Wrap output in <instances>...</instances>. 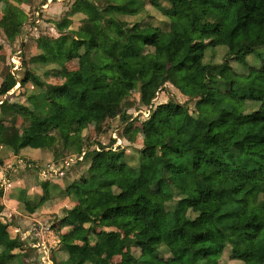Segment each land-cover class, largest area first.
Here are the masks:
<instances>
[{
  "label": "trees",
  "instance_id": "trees-1",
  "mask_svg": "<svg viewBox=\"0 0 264 264\" xmlns=\"http://www.w3.org/2000/svg\"><path fill=\"white\" fill-rule=\"evenodd\" d=\"M149 1L165 27L146 20L145 0H69L68 13L83 15L78 24L57 37L39 34L19 79L9 68L3 76L0 100L6 94L8 112L0 115V144L20 131L13 154L41 155L21 166L23 193L31 184L42 189L35 201L25 200L26 209L34 212L52 197L49 186L64 170L87 166L62 190L75 204L58 220L64 257L54 264H223L225 256L233 264H264V0ZM199 22L207 29L197 35L212 39L191 45L186 36ZM32 26L22 15L0 20L11 45L24 42ZM31 64L51 66L61 86L43 82ZM125 82L136 85L143 107H152L166 83L187 97L183 103L169 99L161 118L143 124L151 139L137 156L112 149L114 140L93 143L96 150L83 134L90 120L98 134L118 120L131 138ZM17 83L39 91L9 102ZM45 96L58 101L55 109L42 103ZM65 153L76 161L47 177L39 174ZM10 221L0 203V264H16L12 250L22 248L9 236ZM129 222L142 225L133 230ZM103 236L115 239L113 260ZM124 253L131 263L120 258Z\"/></svg>",
  "mask_w": 264,
  "mask_h": 264
},
{
  "label": "rangeland",
  "instance_id": "rangeland-1",
  "mask_svg": "<svg viewBox=\"0 0 264 264\" xmlns=\"http://www.w3.org/2000/svg\"><path fill=\"white\" fill-rule=\"evenodd\" d=\"M54 1V0H53ZM52 1V2H53ZM61 2L62 0H56ZM69 3V2H68ZM160 3L162 5H166L167 2L164 0H160ZM145 4L147 5V7L149 8V17L146 18V20L151 21L153 24L155 25H159L161 27H165L167 24V20L165 19V17L154 7H152L151 3L149 0H145ZM62 14V10L59 9L57 12H55L54 14H45L44 16H41V18L38 20V18H34L31 14L28 15L29 16V22L32 23L33 22V27H28V31H24L26 33L24 42H22L21 40L19 42H17L15 45H7V43H3L0 40V83L2 81L3 76L5 75V73L8 71V68H10L9 66L10 61H11V54L14 53V51L19 50L20 52L17 54V60L19 61L20 64V68L18 70V72L22 71L21 70V65H22V59L24 58L26 61L28 60L29 56L28 54H33V52H31L30 50H32V43L34 41V39L41 33L45 34V35H53V36H57L58 33H56V28L54 26V24L50 21L52 20H59V16ZM151 18V20H150ZM79 20V19H78ZM48 21V22H46ZM68 22V21H67ZM79 21H75V24L78 23ZM60 27V26H59ZM41 28V29H40ZM207 29L205 27V25L203 23H197L196 24V29L195 31L191 32L190 34H188L186 36V42L191 44V45H201V44H207L211 41L212 37L211 36H198L197 32L198 31H203ZM262 42L264 43V36L262 37ZM17 48V49H16ZM20 48V49H18ZM29 50V51H28ZM30 64V63H29ZM69 69L74 68V66L76 67V62L74 63V66L72 64H67ZM51 66H47V67H41L38 66L36 64H31L30 68L33 69L35 72H37L40 77L41 80L43 82L46 83H52L55 84L56 86H61L62 83V78L57 75V74H53L51 71ZM19 72V73H20ZM109 72V77L113 78L114 77V73L113 71H108ZM20 76V75H19ZM18 74H16V78L19 79ZM129 95H128V99L127 101L131 104V107L129 109V112L131 113V116L133 118V129H132V133H131V138L129 140H127L126 136H123V125L119 123L118 120L115 121H110L107 122L105 125V129L102 133L98 134L96 133L95 129H94V123L92 122V120H90L87 124L86 129L83 130V134L85 136V142L87 144H92V146L97 147L96 144L93 143H100L103 145H109L111 144V141L114 140V143L112 144V149L116 150L118 148V150H124L126 155H133V156H137L138 155V151L142 148H144L145 146H147L149 144V141L151 139V136L149 134H145L143 132V124H147L148 122L153 123L155 122L158 118L162 117V104L166 103L169 99H173L174 101L183 103L186 101L187 97L184 96L183 94H181L177 89L173 88L170 84L166 83L164 85V88L162 90H159L156 95L155 98L152 100V107H143L142 105L140 106L139 104V99H138V91L136 88V85L133 83H124ZM39 91V89L32 83H30L28 86L21 88L19 87V83L15 85V87L10 91V97L7 99V101L9 102H15V101H25L27 98V95L34 94L37 93ZM22 95H24L22 97ZM42 103L48 107L49 109H55L58 105V101L49 98L48 96L43 97L42 99ZM250 109L252 108V106L249 107ZM151 110V111H150ZM8 112V107L6 105H4L3 107H1L0 109V115H5ZM151 113V114H150ZM80 126L77 125L76 129L79 130ZM6 141L11 144L12 146H16L17 142H18V133H14L11 134L10 137H8L6 139ZM6 144V143H5ZM2 149H9L11 150V148H7V146L9 145H1ZM6 146V147H5ZM96 149V148H95ZM23 153V152H22ZM26 156L21 157L19 156L18 159L22 160V165L26 164L25 163V159H30L33 160L35 155H37L36 151L33 150H28L25 151ZM4 155H7L6 153H3ZM66 154V153H65ZM63 154H60V156L55 159V161H53L52 163H50L49 166H42L38 169L39 174L44 175V177H47L48 175H46L47 171H49L50 169H56V171L58 172L59 167L60 166H66V163L71 160L72 158H75L74 156H67ZM11 155L15 156L13 154V149L11 152ZM18 157V156H17ZM15 160V161H18ZM2 160V159H1ZM35 160V159H34ZM76 159H74L73 161H71L70 163L75 162ZM29 166L33 167V169L35 170L36 165L35 164H28ZM71 167V166H70ZM87 166L83 167L84 169H86ZM22 168V167H21ZM81 166H74L71 167L69 169L64 170V172L66 173L65 177H68V179L65 182V186L69 185L73 179H75L76 175L75 172L77 173H82L84 170ZM20 169V168H19ZM11 173L15 174L16 173V168L11 169H4L3 170V176L1 177L0 181V189L3 191L4 190V184L6 183V185L9 183L8 180L10 181V177L9 174ZM37 171V170H36ZM44 172V173H43ZM73 173V175H72ZM46 175V176H45ZM64 177V178H65ZM119 184L123 187V188H127L128 184L126 183V181H120ZM3 186V187H2ZM58 188H55L53 193L56 196H60L62 194V190L60 189L59 186H57ZM101 194H103V192H98V196H100ZM2 196V195H1ZM57 197H55L54 199H56ZM2 200V199H0ZM57 200V199H56ZM51 203V202H50ZM48 203L47 205L49 206H55L53 204V202L50 204ZM47 205H46V209H47ZM65 204L61 205L60 207H57L55 210V212L49 213L50 211H48L46 216H44V218H41L39 221L35 220V221H31L27 223V228L32 227L33 223L35 222H40L43 223L45 225H49V230L46 232V239L48 241V243H51L50 245H48L47 243V249L49 251L50 249V259L49 262L46 263L45 261H47V255L44 254V250L41 249H37V246L35 244V242H33V239L31 238L30 235L26 234V238L28 241V245L30 247V249H27V254L28 257L26 259L27 262H29V264H54V259L57 257L56 256V250L58 247L59 243H55L52 244L53 242H57V239L59 237V232L57 231V228L59 227L58 224V220L62 217L63 215V207ZM50 208V207H48ZM79 220L83 223H85L86 220V216L84 214H80L79 216ZM128 225H133V230H136L138 228L141 227V223L140 222H136V223H131L129 222ZM61 230V229H60ZM107 231V230H106ZM104 232V231H103ZM105 234H107V232H104ZM104 247L106 249V256L108 259L113 260L115 258V239L114 237H112L111 239L108 236H103L101 238ZM52 247V248H50ZM132 250L136 253V249L132 248ZM226 255V254H225ZM83 256H79L77 258H75L77 261H81L83 260ZM121 259H123L124 261L131 263L129 261L128 255L127 253H124L123 255L120 256ZM224 260L223 264H233V262H227V257H223L222 261ZM153 264H165V263H161L158 261H154ZM222 264V262H221Z\"/></svg>",
  "mask_w": 264,
  "mask_h": 264
},
{
  "label": "crops",
  "instance_id": "crops-1",
  "mask_svg": "<svg viewBox=\"0 0 264 264\" xmlns=\"http://www.w3.org/2000/svg\"><path fill=\"white\" fill-rule=\"evenodd\" d=\"M52 1L53 0H21L20 3L18 4L14 0H9L10 5H7L3 1H0V20H17L18 17L19 16L21 17L22 15V17L24 18V22H26L29 20L28 15L30 14L31 15L33 14L32 16L34 18H38L39 20L41 16H44L47 13L54 14L59 9H61L62 14L59 16V20L50 21V23L52 22L54 24L56 28V33H58L57 34L58 36L61 32L66 31L69 28L70 29L74 28L78 24V23L75 24V21H79L78 19L83 18V15H81L80 13H74V14L68 13L69 6H70V3H68L69 0H62L61 2L56 1V0H54L53 2ZM11 3L21 10L19 15L17 11L15 10V8L11 6ZM36 12L39 13L38 16H35ZM48 36L57 37L53 35H48ZM0 40L3 43H7V45L10 44L5 39V36L1 29H0ZM16 43L12 45H15ZM3 101L4 100H2V102ZM2 102L0 100V109L1 107L4 106L2 105ZM14 133H18V139H19L20 131H12L2 137L3 143L0 144V181H2L1 177L3 176L2 173L4 169L6 170L8 168H11L15 170L16 168L15 174H12L10 171L9 175H13V176L12 178H10V181L8 180L9 183L7 185L6 183L4 184V190L2 191V196L0 197V199L2 200H0V203L3 204L5 207V214L10 216L11 221L8 227L10 238H17L20 241V244H22V248L19 247V248L12 250V252L17 253L16 255L18 256L16 258L15 263L16 264H29V262L26 261L28 254L27 252H25L27 251V249H30L29 245L27 244L28 243L27 238L25 237L28 231V228H27L28 221L29 222L35 221V220L39 221L41 218H44V216H46L47 214L55 212V210H57L56 208L60 207L63 204H65L64 205L65 208H70L75 204V201L68 196H64V195L55 196L53 193L54 189L58 188L57 186H59L60 189H64L67 186V185L65 186V182L68 179V177H65L66 173L64 172V174L56 181V183L51 182L49 187L51 188L50 192H51L52 197L49 200H47L44 204L39 206L38 209H36L34 212H29L26 209L25 200L29 199V200L35 201L36 199H38L39 195L42 193V189L39 185L31 184V186L27 188L26 193L25 194L23 193L24 192V178H22L21 176V173H22L21 166L23 163H22V160L18 158L19 156L25 157L26 156L25 151H28V150L26 149L22 150L20 155H15V156L11 155L12 149L15 146H12L11 144H9L6 141V139L10 137L11 134H14ZM1 145H9L7 146V148H11V150L9 149L3 150L1 148L2 147ZM3 153H6L7 155H4ZM36 153L37 155L33 156L35 161L41 160V155L39 154V152H36ZM17 159L18 161H15ZM14 162H15V166L12 165V163ZM17 174H19V176L15 177V175ZM55 197H57L56 198L57 200L54 199ZM50 202L51 203L53 202L55 206L47 205ZM46 205H47V209H46ZM48 211L50 212L47 213ZM62 232H65V229L60 230V233ZM56 256L57 257L55 258V260H58L64 257V251L62 250L59 244L56 250Z\"/></svg>",
  "mask_w": 264,
  "mask_h": 264
},
{
  "label": "built area",
  "instance_id": "built-area-1",
  "mask_svg": "<svg viewBox=\"0 0 264 264\" xmlns=\"http://www.w3.org/2000/svg\"><path fill=\"white\" fill-rule=\"evenodd\" d=\"M38 12L35 13V16H38ZM17 49V48H16ZM20 49V48H18ZM20 51L17 50V51H14L13 54H11V61H10V68H9V72L16 76V74H18V70L20 68V64H19V61L17 60V54L19 53ZM18 84V83H17ZM8 94H10V91L8 92ZM5 96L6 94H4L1 98V102L2 100L5 99ZM96 150H99L98 147H95ZM84 156V152H81V155L78 156V159L81 160L82 157ZM75 158H72L71 160H69L66 165H68L71 161H73ZM48 172H52V173H56V169H50ZM44 173V172H43ZM42 175V174H41ZM49 225H45L43 223H40V222H35L33 223L32 227H29L28 228V231H27V234L31 236V238L33 239V242H35L36 246H37V249H43L45 252L44 254L47 255V261H45L46 263L49 262V259H50V249L48 251L47 249V239L45 238L46 237V232L49 230ZM55 243H59V237L57 239V242H53L52 244H55ZM51 243H48V245H50ZM52 248V247H50Z\"/></svg>",
  "mask_w": 264,
  "mask_h": 264
}]
</instances>
